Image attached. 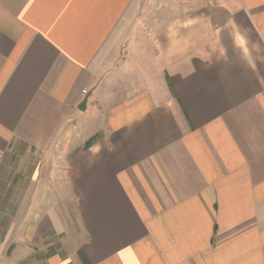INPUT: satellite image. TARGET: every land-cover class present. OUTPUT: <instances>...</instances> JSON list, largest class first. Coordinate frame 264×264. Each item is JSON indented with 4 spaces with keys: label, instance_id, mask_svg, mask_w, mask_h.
Segmentation results:
<instances>
[{
    "label": "crops",
    "instance_id": "crops-1",
    "mask_svg": "<svg viewBox=\"0 0 264 264\" xmlns=\"http://www.w3.org/2000/svg\"><path fill=\"white\" fill-rule=\"evenodd\" d=\"M50 238L264 264V0H0V264Z\"/></svg>",
    "mask_w": 264,
    "mask_h": 264
},
{
    "label": "rangeland",
    "instance_id": "rangeland-1",
    "mask_svg": "<svg viewBox=\"0 0 264 264\" xmlns=\"http://www.w3.org/2000/svg\"><path fill=\"white\" fill-rule=\"evenodd\" d=\"M94 126L93 130H86L85 132L75 131L74 135L82 136L85 135L84 145L91 143L96 139L100 134H102L101 126L102 123ZM78 133V134H77ZM88 135H90L88 137ZM80 148V147H79ZM76 148V149H79ZM75 151V150H74ZM25 154H34V152H24ZM68 154V152H65ZM11 186V185H10ZM11 195H7L6 198L11 199ZM55 238H50L49 242L39 244L38 246L34 245L33 250L26 249V251H17L16 246L8 243L5 246L4 254L2 258V264H49L50 258L54 257V255L59 254V243L58 241H54Z\"/></svg>",
    "mask_w": 264,
    "mask_h": 264
},
{
    "label": "water",
    "instance_id": "water-1",
    "mask_svg": "<svg viewBox=\"0 0 264 264\" xmlns=\"http://www.w3.org/2000/svg\"><path fill=\"white\" fill-rule=\"evenodd\" d=\"M85 102H83V105H84Z\"/></svg>",
    "mask_w": 264,
    "mask_h": 264
},
{
    "label": "built area",
    "instance_id": "built-area-1",
    "mask_svg": "<svg viewBox=\"0 0 264 264\" xmlns=\"http://www.w3.org/2000/svg\"><path fill=\"white\" fill-rule=\"evenodd\" d=\"M85 92V91H84Z\"/></svg>",
    "mask_w": 264,
    "mask_h": 264
},
{
    "label": "trees",
    "instance_id": "trees-1",
    "mask_svg": "<svg viewBox=\"0 0 264 264\" xmlns=\"http://www.w3.org/2000/svg\"><path fill=\"white\" fill-rule=\"evenodd\" d=\"M89 144V143H88Z\"/></svg>",
    "mask_w": 264,
    "mask_h": 264
}]
</instances>
